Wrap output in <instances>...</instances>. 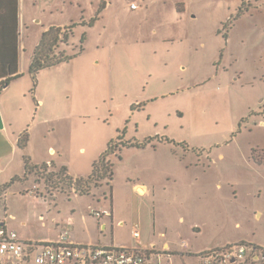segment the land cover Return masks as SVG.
<instances>
[{"label": "rangeland", "instance_id": "rangeland-1", "mask_svg": "<svg viewBox=\"0 0 264 264\" xmlns=\"http://www.w3.org/2000/svg\"><path fill=\"white\" fill-rule=\"evenodd\" d=\"M17 2L21 76L0 89V103L9 133L28 131L26 154L38 162L54 155L87 177L110 140L150 139L110 156L111 184L87 196L56 192V208L84 209V218L73 216L100 234L90 208L113 199L119 215L103 242L168 241L193 252L174 255L173 264H201L198 251L241 239L264 245V0ZM72 24L61 44L70 60L34 77L30 62L44 30ZM1 134L4 184L22 166ZM34 182L10 187L7 216L36 240L55 217L71 215H48L54 200L36 205L18 193L33 187L51 196ZM3 208L0 201L2 219Z\"/></svg>", "mask_w": 264, "mask_h": 264}, {"label": "trees", "instance_id": "trees-1", "mask_svg": "<svg viewBox=\"0 0 264 264\" xmlns=\"http://www.w3.org/2000/svg\"><path fill=\"white\" fill-rule=\"evenodd\" d=\"M17 0H0V89L6 87L12 80L19 78L18 69V31H17ZM74 25H52L46 29L34 50L29 72L35 77L39 72L70 60L61 48V44L68 43ZM29 142L28 131H23L18 139V146L25 150ZM150 139L134 142L117 136L109 141L106 149L94 162L91 173L87 177L75 178L66 167L55 168L48 163H35L27 154L23 155L24 174L15 176L5 184L0 191L5 192L14 182L34 177L36 184H43L46 193L69 190L77 195H89L92 190L103 182L111 184L114 179L113 164L110 156L117 154L123 147H144ZM254 151V150H253ZM264 162V161H263ZM198 256V255H197ZM250 264H255L254 257L249 258Z\"/></svg>", "mask_w": 264, "mask_h": 264}, {"label": "built area", "instance_id": "built-area-1", "mask_svg": "<svg viewBox=\"0 0 264 264\" xmlns=\"http://www.w3.org/2000/svg\"><path fill=\"white\" fill-rule=\"evenodd\" d=\"M130 6L139 8L135 1ZM91 214L101 218L112 215V210L91 208ZM133 236L138 239L139 231L135 229ZM197 255L201 264H250V257H254L255 264H264V246L246 241L203 250ZM164 257L165 252L154 245L129 247L75 242L70 239L67 226L55 241L22 240L14 230L0 223V264H172L164 263Z\"/></svg>", "mask_w": 264, "mask_h": 264}, {"label": "crops", "instance_id": "crops-1", "mask_svg": "<svg viewBox=\"0 0 264 264\" xmlns=\"http://www.w3.org/2000/svg\"><path fill=\"white\" fill-rule=\"evenodd\" d=\"M51 68H53V67H51ZM18 69H19V50H18ZM48 69H50V68H48ZM19 73H20V70H19ZM4 108H5L4 105L2 103H0V115H1V118H2V121H3V127L0 128L1 133L3 134V135L1 134V136H3V138L5 137V139H7V144L9 145L11 151L15 155L14 161L17 164V166L18 165H19V167L22 166V170H21V168H19V170H16V172H15L16 174H12V176H11V178H10V180L8 182H6L4 184H3V182H0V189L5 184L9 183L11 181V179H13L15 176H19V177L23 176V174H24L23 155L26 154V149L28 147V145H27L26 149L22 150L18 146V139H19V136H20V134L22 132H20L19 134H16V133L10 134L9 133V126L11 125V122H9V120L6 119V115L4 113V110H5ZM28 144H29V142H28ZM18 150L22 152V162L17 158ZM53 156H51L50 158H48V157L44 158V160L42 162L35 161L31 156L30 157L37 164L48 163V161H49L50 163H48V164H52L55 168L63 167L64 165L60 164V162L58 160H55V158ZM64 167H66V166H64ZM1 171H2V169H1V166H0V172ZM68 172H69V174L71 176H73L75 178H81L80 176H78V174L70 172L69 169H68ZM30 178L34 179V177H30ZM30 178H28L27 180H20V181H16V182L27 183L28 180H30ZM16 182H14L12 185H14ZM34 183L36 185V182H34ZM40 185L43 188V189H41L42 190L41 193H43V192L46 193L44 185L43 184H40ZM10 187L8 189H6L5 192H1L0 191V201L3 203V207H4L3 209H4V214H5V217L3 219L0 217V223H2V224L4 223L9 228L14 230L18 234V237L20 239H22V240H24V239H26V240H34V239L26 238V236H25L26 234L23 231H21L20 225L15 228L13 226V224L11 223V220H9V218L7 216L8 215L7 212H8V209H9V206H8V191L10 190ZM134 189L136 191L140 192L141 194H145L146 191L148 190V188L145 185L140 184V183L134 185ZM31 190H33V187L32 188H27L26 190H20V192H18V193L21 196L33 195V197H34L33 201L36 203V205H39L42 202L46 203V202H48L49 199L50 200H54L55 201V206H52V207L49 206L48 211H47L48 215H71V216H68L66 218L55 217L53 219V228L49 227L46 230V234L44 236L36 239V240L45 241V242L58 240L59 237H60V233H61L63 227L67 226L68 229H69V232H70V239L72 241H75V242L84 243V244L92 243V244H106V245H119V246L135 247V245L131 246L128 243L121 242V241L118 242V243H115L114 241H111L110 243H104L102 238H101V234L104 233L106 230H108V228L110 226L113 228L114 227V222L118 219L117 215H119V214L118 213L115 214V208H114L115 205H114L113 199L108 202L107 201L108 198L106 196H104L105 197L104 199L98 200L99 207L96 208V209H111L112 210V215L103 216V217L100 218V220L102 222L99 224L100 234H98V233H95L91 229V227L87 226L88 228H86L84 226L83 219L81 217L73 216V215H80V216L83 215V218H84V215H85L84 209L79 208V210H76V208L72 206L70 209L67 208V209L61 210L62 209L61 207L56 208L57 205H58V203H56V201L58 200V196L56 195V192H52L51 196L48 197V196H46V194L45 195L44 194L39 195L37 193L31 192ZM70 192H72V191H70ZM75 195H77V194H75ZM78 196H80V195H78ZM81 196H87V195H81ZM91 208H94V207H91ZM39 213L40 212L35 211V213H32V215H43V213H40V214ZM90 215H92V214H90ZM92 216H94V215H92ZM94 217H96V216H94ZM241 240L244 241V239H241ZM145 245H151V246L154 245L157 250L162 251V252L164 251L165 252L164 262L165 263H167L168 261H170L172 263V261H171L172 257L174 255H177L178 253H181L182 256H185L186 254L187 255H189V254L193 255V252L191 250L190 251L188 250V251L181 252L178 249H175V248L173 249L171 244H170V242H168V241H165L162 244L161 247H158L155 242H152L150 244H145ZM181 245L182 246H186V244L184 242ZM255 245H261V244H256L255 243ZM261 246H264V245H261ZM217 247H219V246H217ZM200 251H198V252H200ZM151 264H153V262H151Z\"/></svg>", "mask_w": 264, "mask_h": 264}, {"label": "water", "instance_id": "water-1", "mask_svg": "<svg viewBox=\"0 0 264 264\" xmlns=\"http://www.w3.org/2000/svg\"><path fill=\"white\" fill-rule=\"evenodd\" d=\"M3 127V121H2V118H1V115H0V128H2ZM232 261H234V260H232Z\"/></svg>", "mask_w": 264, "mask_h": 264}]
</instances>
